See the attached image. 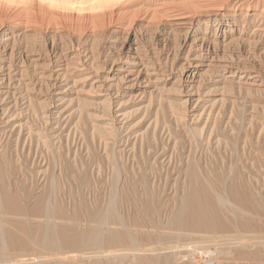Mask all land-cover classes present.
Listing matches in <instances>:
<instances>
[{
  "label": "rangeland",
  "instance_id": "1",
  "mask_svg": "<svg viewBox=\"0 0 264 264\" xmlns=\"http://www.w3.org/2000/svg\"><path fill=\"white\" fill-rule=\"evenodd\" d=\"M78 1L41 28L0 24V188L82 230L112 199L133 222L126 192L166 221L192 172H239L264 205V0ZM245 217L251 229L184 234L191 264H264V214Z\"/></svg>",
  "mask_w": 264,
  "mask_h": 264
},
{
  "label": "bare ground",
  "instance_id": "2",
  "mask_svg": "<svg viewBox=\"0 0 264 264\" xmlns=\"http://www.w3.org/2000/svg\"><path fill=\"white\" fill-rule=\"evenodd\" d=\"M125 1L89 0V3L92 8L119 9L126 6ZM245 2L250 5V1ZM84 3L78 0H0V24H7L12 28H41L45 17L57 15L58 18L71 19L75 14L73 12ZM240 5L243 6L244 2ZM132 11L137 16L141 10ZM180 16L184 17L182 14L176 17ZM135 18L132 20L135 21ZM3 180H0L1 184ZM4 181L6 184V180ZM9 188H0V264H191L195 258L192 253H197L198 249L195 252L189 247L190 244L179 243L184 234L244 231L251 227L245 214L259 217L264 214V205L256 200L239 172L231 178L223 173L211 176L206 172L201 175L192 172V180L180 202L179 210L166 221L161 219L158 200L154 197L147 192L144 197L126 192L123 200L140 207V214L133 222L127 223L124 220L117 210L118 203L112 199L109 200L106 211H86L83 214L97 223L85 230L78 229L75 225H58L57 210L49 205V201L45 206L39 205L34 209L32 217L28 216L30 214L27 213V208L20 205L21 192L17 194V189L15 193ZM228 204L231 208L225 207ZM37 216L44 219L38 220ZM108 224L120 225L123 229L120 227L122 230H112L109 227L111 230L106 231ZM133 227H137V232ZM207 252L209 251L206 254Z\"/></svg>",
  "mask_w": 264,
  "mask_h": 264
}]
</instances>
